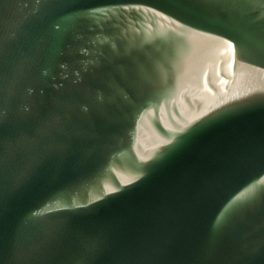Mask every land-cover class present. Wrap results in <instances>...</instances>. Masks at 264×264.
Here are the masks:
<instances>
[{"label": "water", "instance_id": "1", "mask_svg": "<svg viewBox=\"0 0 264 264\" xmlns=\"http://www.w3.org/2000/svg\"><path fill=\"white\" fill-rule=\"evenodd\" d=\"M0 264H264V0H0Z\"/></svg>", "mask_w": 264, "mask_h": 264}]
</instances>
